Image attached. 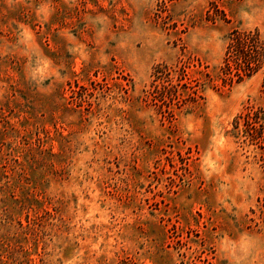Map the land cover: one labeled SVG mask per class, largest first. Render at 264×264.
<instances>
[{
  "label": "rangeland",
  "instance_id": "obj_1",
  "mask_svg": "<svg viewBox=\"0 0 264 264\" xmlns=\"http://www.w3.org/2000/svg\"><path fill=\"white\" fill-rule=\"evenodd\" d=\"M263 77L264 0H0V264H264Z\"/></svg>",
  "mask_w": 264,
  "mask_h": 264
},
{
  "label": "trees",
  "instance_id": "obj_2",
  "mask_svg": "<svg viewBox=\"0 0 264 264\" xmlns=\"http://www.w3.org/2000/svg\"><path fill=\"white\" fill-rule=\"evenodd\" d=\"M243 37H245V38H250V36L247 34V35H243ZM239 38H241V36H239V35H235V37H233L232 39H231V41H232V45H230V47H233V44L234 43H236L237 42V40L239 39ZM231 49V48H230ZM263 80H264V77H263ZM262 87H263V90H262V94H263V98H264V81H263V85H262ZM261 112V111H260ZM257 116H258V113L257 112H252L251 114H247V115H244V119H246V120H251L252 121V123H256V118H257ZM261 116H264V113L262 112V114H261ZM246 129L247 128H245L244 129V132L246 133Z\"/></svg>",
  "mask_w": 264,
  "mask_h": 264
}]
</instances>
